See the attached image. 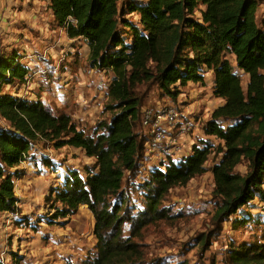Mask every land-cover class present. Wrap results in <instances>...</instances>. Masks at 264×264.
Listing matches in <instances>:
<instances>
[{
	"label": "trees",
	"instance_id": "trees-1",
	"mask_svg": "<svg viewBox=\"0 0 264 264\" xmlns=\"http://www.w3.org/2000/svg\"><path fill=\"white\" fill-rule=\"evenodd\" d=\"M258 0H47L52 21L69 39L85 40L88 63L109 70L112 82L105 112L91 134L80 130L65 113H54L39 99L30 101L2 92L3 85L25 84L29 68L12 49L0 55V213L17 214L14 179L18 167L33 159L35 148L79 149L94 160L85 177L68 170L45 197L49 225L86 206L94 219V252L81 264H165L149 257L134 239L149 225L170 220L165 200L209 169L213 196L219 201L214 224L224 222L251 202L264 203V20L257 22ZM212 75V94L221 104L202 131L207 139L187 155L149 167L137 186L144 161L145 135L139 87L152 84L175 101L188 85H203ZM246 78L243 85V79ZM157 106L153 109H156ZM144 127V126H143ZM145 128V127H144ZM219 143L213 145L208 138ZM44 167L54 166L41 156ZM245 163L241 174L238 166ZM133 187L142 207L132 209ZM22 222L29 224L26 217ZM40 222V221H39ZM256 221L235 219L234 226ZM125 227H128L125 230ZM199 236L197 246L204 245ZM14 264L22 257L13 254ZM226 264H264V239L231 244Z\"/></svg>",
	"mask_w": 264,
	"mask_h": 264
},
{
	"label": "rangeland",
	"instance_id": "rangeland-1",
	"mask_svg": "<svg viewBox=\"0 0 264 264\" xmlns=\"http://www.w3.org/2000/svg\"><path fill=\"white\" fill-rule=\"evenodd\" d=\"M258 1L261 4L256 18L261 23L264 0ZM0 29V55L15 49L20 63L29 68L25 84L3 85L2 92L15 93L30 101L39 99L52 112L69 115L86 134H91L97 123L109 118L105 106L112 82L111 71H99L90 66L86 41L71 40L64 28L56 27L47 0H0ZM139 92L143 107H174L180 119L190 123V129L182 136L179 129L183 122L164 125L166 138L170 139L167 149L164 142L154 143L149 130L141 125L145 153L140 174L134 179L137 186L150 166L187 155L194 143L207 139L202 126L221 104L212 94L211 73L206 74L203 85L190 84L182 88L175 101L162 96L152 84L139 87ZM0 125H4L2 119ZM208 139L213 145L219 143L213 137ZM31 155L34 158L18 167L21 176L14 179L18 213H0V264H14L13 254L22 257L21 264H81L95 248L92 214L86 206H80L76 214L49 225L44 220L50 212L45 197L62 183L68 170H76L85 177L87 169L94 166V160L86 157L82 150L68 147L55 150L51 146H40L33 149ZM41 156L47 157L54 166L44 167ZM219 157L212 154L206 164L207 172L169 192L164 204L173 215L170 220L149 225L139 239H134L144 246L149 257L162 258L165 264H226L225 256L231 244L264 239V203L259 200L239 210L220 227L214 224L219 200L212 194L214 183L209 169ZM237 171L244 174L245 163L239 165ZM129 190L132 191L130 207L141 208V198L134 186ZM249 215L255 224L234 226L235 219ZM22 217H26L29 224H23ZM203 234L208 237L202 247L197 246Z\"/></svg>",
	"mask_w": 264,
	"mask_h": 264
},
{
	"label": "built area",
	"instance_id": "built-area-1",
	"mask_svg": "<svg viewBox=\"0 0 264 264\" xmlns=\"http://www.w3.org/2000/svg\"><path fill=\"white\" fill-rule=\"evenodd\" d=\"M180 118V113L174 107L160 106L156 109L147 108L142 113V124L149 130L154 143L164 142L167 149H169L167 144L170 142V139L166 138V130L163 126L178 125L183 122L179 129V135L186 136L190 129V123L188 121H182Z\"/></svg>",
	"mask_w": 264,
	"mask_h": 264
},
{
	"label": "crops",
	"instance_id": "crops-1",
	"mask_svg": "<svg viewBox=\"0 0 264 264\" xmlns=\"http://www.w3.org/2000/svg\"><path fill=\"white\" fill-rule=\"evenodd\" d=\"M36 1V0H35ZM0 33H1V29H0ZM12 36V35H11Z\"/></svg>",
	"mask_w": 264,
	"mask_h": 264
},
{
	"label": "bare ground",
	"instance_id": "bare-ground-1",
	"mask_svg": "<svg viewBox=\"0 0 264 264\" xmlns=\"http://www.w3.org/2000/svg\"><path fill=\"white\" fill-rule=\"evenodd\" d=\"M179 127V126H178Z\"/></svg>",
	"mask_w": 264,
	"mask_h": 264
}]
</instances>
